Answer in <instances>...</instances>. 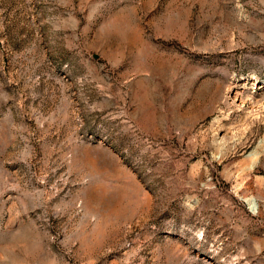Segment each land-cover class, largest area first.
<instances>
[{"label":"rangeland","instance_id":"obj_1","mask_svg":"<svg viewBox=\"0 0 264 264\" xmlns=\"http://www.w3.org/2000/svg\"><path fill=\"white\" fill-rule=\"evenodd\" d=\"M0 264H264V0H0Z\"/></svg>","mask_w":264,"mask_h":264}]
</instances>
